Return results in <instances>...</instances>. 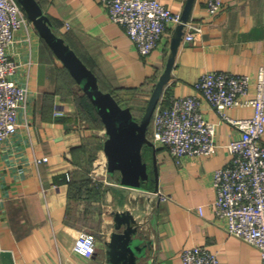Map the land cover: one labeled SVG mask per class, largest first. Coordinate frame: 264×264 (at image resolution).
Instances as JSON below:
<instances>
[{"label":"crops","instance_id":"obj_1","mask_svg":"<svg viewBox=\"0 0 264 264\" xmlns=\"http://www.w3.org/2000/svg\"><path fill=\"white\" fill-rule=\"evenodd\" d=\"M160 1L180 15L189 9L188 19L200 23L202 31L188 42L182 34L158 103L198 94L194 82L209 70L255 78L264 58V0H222L214 14L206 10L207 0ZM37 2L53 30L93 68L105 89L114 90L126 106L146 105L178 23L170 24L157 46L142 55L99 0ZM9 52L20 63L15 78L27 85L28 96L16 131L0 144V264H107L113 213L123 209L140 221L138 235L148 241L142 264H182L181 250L194 245L215 252L221 264L260 263L259 250L229 234L213 210V171L229 163L225 144L240 135L237 126L202 99L203 115L215 123V150L177 158L166 145L155 143L157 177L149 147L144 189L127 187L118 174L107 172L104 127L93 128L80 116L68 93L69 72L31 20L15 32ZM250 112L248 107L227 109L232 117ZM96 145L102 149L92 158ZM43 156L48 159L35 161ZM154 191L169 197L159 199ZM81 230L95 236L90 257L72 248Z\"/></svg>","mask_w":264,"mask_h":264},{"label":"built area","instance_id":"obj_2","mask_svg":"<svg viewBox=\"0 0 264 264\" xmlns=\"http://www.w3.org/2000/svg\"><path fill=\"white\" fill-rule=\"evenodd\" d=\"M99 1L106 6L109 19L124 27L142 55L157 46L170 24L181 21L180 13L160 0ZM222 4V0H207L206 10L214 14ZM29 23L17 0H0V144L16 131L18 112L27 101V85L15 78L20 63L11 56L9 48L15 41V32ZM201 31L200 23L188 19L183 26V41L194 40ZM30 65L28 61L27 66ZM193 86L198 94L171 96L167 104L157 103L151 117V139L166 145L177 158L211 154L216 148L215 123L203 115L202 99L221 118L240 129V135L225 144L231 155L229 163L213 171V210L225 220L229 234L259 250V264H264V58L254 79L248 74L209 70ZM234 106L250 108V115L230 116L227 109ZM47 159L36 157L35 161ZM151 193L163 200L169 197L162 191ZM197 210L202 214V207ZM72 248L86 257L92 256L95 236L79 231ZM180 257L182 264H221L217 254L202 245L185 247Z\"/></svg>","mask_w":264,"mask_h":264},{"label":"water","instance_id":"obj_3","mask_svg":"<svg viewBox=\"0 0 264 264\" xmlns=\"http://www.w3.org/2000/svg\"><path fill=\"white\" fill-rule=\"evenodd\" d=\"M17 1L39 35L62 62L82 92L89 97L99 115L106 134L103 152L106 156L107 172L111 175L118 174L121 185L144 189V183L149 178L148 165L143 157L145 146L152 149V162L157 177L155 143L147 135V131L164 84L170 76L189 9L181 15V21L172 35L165 67L151 91L141 117L137 119L129 106H122L110 91L100 88L94 71L64 37L53 30L49 17L37 0ZM113 221L114 230L106 242L105 249L107 264H142L141 259L146 257L148 241L138 235L140 221L130 209L114 211Z\"/></svg>","mask_w":264,"mask_h":264},{"label":"trees","instance_id":"obj_4","mask_svg":"<svg viewBox=\"0 0 264 264\" xmlns=\"http://www.w3.org/2000/svg\"><path fill=\"white\" fill-rule=\"evenodd\" d=\"M86 64L88 67H90L93 70V68L88 63H86ZM98 83H99V86L102 90L110 91L122 106H126L125 104L122 103L120 96L114 90L105 89L102 86L99 79H98ZM73 86H76L75 90H74ZM68 93L71 95V98L74 101L75 107H76L78 113L80 114V116H82V118H84L89 123V125L91 127L97 128V129L103 128V123H102L99 115L97 114L94 106L92 105L89 97L85 93L82 92V90L79 88V86L77 85V83L73 79V77L70 75V73H69V80H68ZM145 106L146 105L140 107L139 109H137V108L134 109L133 107H130L135 118L139 119L141 117ZM147 135L151 138V121H150V125L148 127ZM100 146L96 145V147L94 148V155L92 156V158H94L96 156V153L98 152V150L102 149V147H100ZM89 168H91V166H89ZM114 175H116V174H113L111 176L114 177Z\"/></svg>","mask_w":264,"mask_h":264},{"label":"rangeland","instance_id":"obj_5","mask_svg":"<svg viewBox=\"0 0 264 264\" xmlns=\"http://www.w3.org/2000/svg\"><path fill=\"white\" fill-rule=\"evenodd\" d=\"M148 150H149V147H147V146H145L144 148H143V157H144V160H147V159H149V152H148ZM103 156V155H102ZM99 159H101V157L99 158ZM104 160H105V164H106V156H105V158H104ZM103 160H101V162H102ZM101 163H99V165H100ZM86 230H90L89 228L87 229L86 228Z\"/></svg>","mask_w":264,"mask_h":264}]
</instances>
